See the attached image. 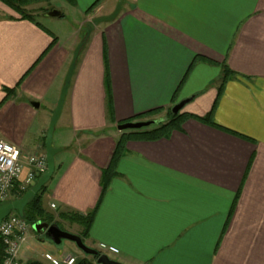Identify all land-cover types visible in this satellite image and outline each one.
<instances>
[{
	"label": "crops",
	"instance_id": "0c3cea01",
	"mask_svg": "<svg viewBox=\"0 0 264 264\" xmlns=\"http://www.w3.org/2000/svg\"><path fill=\"white\" fill-rule=\"evenodd\" d=\"M53 2L65 21L82 19L65 41L0 2V140L22 149L21 180L28 156H46L74 53L90 31L55 128L63 150L42 195L54 219L39 222L82 237L85 226L59 214L92 216L85 244L117 248L122 264H264V0H50L42 16ZM120 4L115 19L96 22ZM224 66L233 74L214 114L218 128L192 117L169 137L127 140L105 178L118 125L186 99L180 113L207 116ZM162 114L146 119L156 121L151 128ZM45 233L30 225L22 264H47L44 254L61 259V251L80 257Z\"/></svg>",
	"mask_w": 264,
	"mask_h": 264
},
{
	"label": "trees",
	"instance_id": "16d2710c",
	"mask_svg": "<svg viewBox=\"0 0 264 264\" xmlns=\"http://www.w3.org/2000/svg\"><path fill=\"white\" fill-rule=\"evenodd\" d=\"M49 1L50 0H0L1 3H3L4 5L8 6L9 8L13 9L15 12L20 14L22 19H27V20H31V21H35L36 17L33 14H31L29 11L27 12V10L25 8L27 6L35 4V3L49 2ZM61 17L62 18L65 17L64 14H62ZM45 54L46 53H44V55ZM44 55L42 56V58L44 57ZM42 58L39 60V62L42 60ZM232 74L233 73L231 72V70L227 66H224V75H223L224 78L222 79V82L218 88V94H217V98L214 102L213 108L207 116H205L203 118H199L197 116H193V115L188 114V113L174 114L172 112V108H170L166 111L167 112V120L155 128H151L152 127L151 126V127L143 128L140 130L123 131L120 140L116 144V148H115L113 156H112L113 158H112L111 165L104 172L105 178L108 180V177L110 175H112V173H113L112 171L117 166L118 160L122 157V154L125 152V143L127 142V140L156 141V140H160V139L165 138V137H169L174 131L180 130V128H181V126L185 120L192 118V117L198 118L201 122L218 128V126L214 122V114H215L216 108L218 107L219 102H220V100H221V98L225 92L226 85L228 84V82L232 78L231 77ZM7 92L15 93L14 90L13 91L7 90ZM163 112H164L163 110L151 111L147 114L135 117V118L127 121V123L146 121V119L148 120V119L154 118L155 116L160 115ZM40 177L41 176H39L37 178V180ZM107 187H108V181H107V183H105L104 190H106ZM46 189H47V184L37 194V196H35L33 199L30 200L28 206L24 210V213H25L24 219L31 226L35 225L37 222L42 221V220L50 222L54 219V216L48 214L44 210L43 205H42V195L44 194ZM26 192L20 193V192H18L17 188L13 189V198L11 199L10 202H14L16 200L21 199ZM10 202H8V203H10ZM5 205H7V204H5ZM5 205H2L1 207L5 206ZM15 214L18 215L17 212ZM59 218L60 219L66 218L65 220H69L72 223L79 222L81 225L85 226V231H87V232H84V234L81 237L83 239V241H85L84 236H86L88 234L90 222L93 219L92 216H89L88 218H84V217H81L78 215H73V214H68V215L59 214ZM3 258H4V246H3L2 241L0 239V264L3 260ZM27 264H44V263H42L39 260H33L30 262H27ZM75 264H97V258L84 254V256L82 258L77 259Z\"/></svg>",
	"mask_w": 264,
	"mask_h": 264
},
{
	"label": "built area",
	"instance_id": "2783aa9c",
	"mask_svg": "<svg viewBox=\"0 0 264 264\" xmlns=\"http://www.w3.org/2000/svg\"><path fill=\"white\" fill-rule=\"evenodd\" d=\"M22 149L16 145L0 140V207L11 201L13 189L24 193L31 189L37 182V178L47 173L48 164L45 155L28 156V164L31 167L24 180H21L24 166L21 161ZM55 208V205H51ZM30 225L28 222L14 213L4 219L0 225V239L4 246V258L1 264H22L19 254L23 243L26 242ZM99 254L116 255L118 249L106 244H99L95 248ZM47 264H75L77 257L69 255L65 259H58L54 255L46 253L42 256Z\"/></svg>",
	"mask_w": 264,
	"mask_h": 264
},
{
	"label": "water",
	"instance_id": "95a60500",
	"mask_svg": "<svg viewBox=\"0 0 264 264\" xmlns=\"http://www.w3.org/2000/svg\"><path fill=\"white\" fill-rule=\"evenodd\" d=\"M120 10H121V4L118 5L116 11L111 16L98 19L96 22L100 23V22L112 21L113 19L117 17ZM45 16L50 17V18H57L61 16V12L57 10L56 8H52L45 13ZM89 34H90V31L87 32V35L85 36L83 41L76 48L69 71L66 76L65 84L62 89V93H61V96L58 102L57 109L53 115V118L49 126L48 134L46 137V143H45L48 171L46 174L42 175L38 179L36 184L29 191H27L21 199L16 200L14 202H10L7 205L0 208V225L4 219H6L10 214L14 212H18L20 217H24L25 216L24 210L28 206L30 200L33 199L35 196H37V194L43 189V187L50 181V179L52 178L55 172V156L58 153H60L63 149L61 148L57 149L54 147V142H53L54 132H55L57 122L62 114L67 92L69 90L71 79L74 75L80 53L88 41ZM191 101L192 99H186V100L181 101L180 103L176 104L172 108V112L174 114H178L182 112L185 106L189 104ZM35 106L37 107L38 105H35ZM155 124H156V121L129 122V123L118 125L117 129L121 132L126 131V130H140L143 128L153 126ZM34 228L36 231L45 230L46 237L49 240H51L56 246H61L65 240L75 243L76 246L79 248V250H81L84 254L96 257L97 264H122L108 257L105 254H102V255L99 254L97 250L88 247L80 236L74 235V234H71L69 232L62 230L58 224L49 225L48 223L38 222L34 225Z\"/></svg>",
	"mask_w": 264,
	"mask_h": 264
},
{
	"label": "rangeland",
	"instance_id": "374dc122",
	"mask_svg": "<svg viewBox=\"0 0 264 264\" xmlns=\"http://www.w3.org/2000/svg\"><path fill=\"white\" fill-rule=\"evenodd\" d=\"M47 4V2H40V3H35L32 5L27 6L25 9L27 10V12L29 11L31 14H33L35 17L37 16V20L45 25L47 28L53 30L54 32L57 31L59 33V31L61 32L62 36H63V40L65 41L67 38L71 37V34L75 31V28H81V24H82V19L80 15H74L71 14L68 16V13L66 10H64L63 12L65 13L66 16H68V20H64V18L62 17H58V18H46L44 15L42 16V14H44V12L42 11L43 9L41 7H45ZM53 7L57 8L59 10V8H62V6H60L61 4L59 2H53ZM8 7V6H7ZM13 10V9H12ZM14 11V10H13ZM48 11V10H47ZM46 11V12H47ZM43 12V13H42ZM17 13V12H16ZM18 14V13H17ZM20 15V14H19ZM40 15V16H39ZM61 21H65V22H61ZM79 21V22H78ZM87 27L84 25L82 27V33L81 34H85L87 32ZM89 31V30H88ZM87 35V34H86ZM59 102V101H58ZM58 103L56 105L55 111L57 109ZM63 111V110H62ZM157 119H162L164 121L167 120V114H162L160 117H158ZM55 133V132H54ZM53 142H54V138H53ZM55 144V143H54ZM8 204V203H7ZM16 213V212H14ZM62 228V227H61ZM72 234V233H71ZM75 235V234H74ZM63 243H65V246H69L72 247V251L77 254L80 255L79 258H82L83 253L81 250H79V248L76 246V244H74L73 242L67 241L65 240ZM53 245V244H52ZM54 247H59L60 246H56L54 245ZM62 247V246H61ZM65 249V248H64ZM63 249V250H64ZM60 250V249H59ZM67 251H61L59 253V257L61 259H65L67 258L70 254H66L64 255V253ZM110 258L115 260V256L110 255Z\"/></svg>",
	"mask_w": 264,
	"mask_h": 264
}]
</instances>
